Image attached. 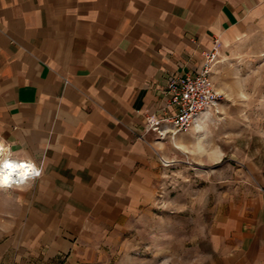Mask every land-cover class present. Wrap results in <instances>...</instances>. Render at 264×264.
Returning <instances> with one entry per match:
<instances>
[{
	"label": "crops",
	"instance_id": "0c3cea01",
	"mask_svg": "<svg viewBox=\"0 0 264 264\" xmlns=\"http://www.w3.org/2000/svg\"><path fill=\"white\" fill-rule=\"evenodd\" d=\"M263 23L264 0H0V157L42 168L15 188L24 224L0 262L76 255L149 214L165 143L146 124L169 78ZM249 189L199 223L196 264H264V190Z\"/></svg>",
	"mask_w": 264,
	"mask_h": 264
},
{
	"label": "rangeland",
	"instance_id": "374dc122",
	"mask_svg": "<svg viewBox=\"0 0 264 264\" xmlns=\"http://www.w3.org/2000/svg\"><path fill=\"white\" fill-rule=\"evenodd\" d=\"M213 81L221 113L201 118L200 131L180 134L175 142L183 150L163 141L159 153L168 167L149 214L76 255L30 263L12 255L0 264H196L204 253L194 239L199 223L205 234L212 218L226 216L232 203L239 206L249 188L264 190V23L219 50ZM17 187L0 186V248L24 224Z\"/></svg>",
	"mask_w": 264,
	"mask_h": 264
},
{
	"label": "built area",
	"instance_id": "2783aa9c",
	"mask_svg": "<svg viewBox=\"0 0 264 264\" xmlns=\"http://www.w3.org/2000/svg\"><path fill=\"white\" fill-rule=\"evenodd\" d=\"M219 50L217 41L210 52L203 54L204 61L199 72L169 78L165 90L166 105L160 116L149 118L146 124V132L155 134L157 141L171 140L175 142L180 134L192 130L200 118L221 113L222 98L213 81ZM2 158L25 166L29 164L11 159L5 151ZM32 165L39 175H30L22 183L4 188L23 186L32 179L40 178L42 168ZM163 166L168 167V163L163 161Z\"/></svg>",
	"mask_w": 264,
	"mask_h": 264
},
{
	"label": "clouds",
	"instance_id": "9594fccd",
	"mask_svg": "<svg viewBox=\"0 0 264 264\" xmlns=\"http://www.w3.org/2000/svg\"><path fill=\"white\" fill-rule=\"evenodd\" d=\"M30 175H39V172L31 163L25 166L15 162H9L7 159L0 161V186H11L22 183ZM14 176L18 179H13Z\"/></svg>",
	"mask_w": 264,
	"mask_h": 264
},
{
	"label": "bare ground",
	"instance_id": "6f19581e",
	"mask_svg": "<svg viewBox=\"0 0 264 264\" xmlns=\"http://www.w3.org/2000/svg\"><path fill=\"white\" fill-rule=\"evenodd\" d=\"M202 118H203V117H202ZM199 120L201 121V118H200ZM199 120H198V121H199ZM198 121H197V122H198ZM197 122H196V124H197ZM196 124H195V125H196ZM198 127H199V126H198ZM0 156H1V151H0ZM0 161H3V160H2V157H0ZM8 161H9V160H8ZM9 162H12V161H9ZM15 163H17V162H15ZM18 164H20V163H18ZM13 179H18V178L14 176ZM2 187L4 188V187H7V186H2Z\"/></svg>",
	"mask_w": 264,
	"mask_h": 264
}]
</instances>
